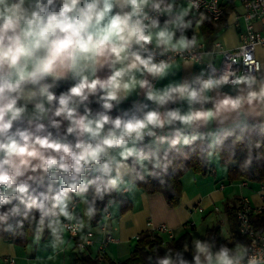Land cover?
Returning a JSON list of instances; mask_svg holds the SVG:
<instances>
[{
    "label": "clouds",
    "instance_id": "1",
    "mask_svg": "<svg viewBox=\"0 0 264 264\" xmlns=\"http://www.w3.org/2000/svg\"><path fill=\"white\" fill-rule=\"evenodd\" d=\"M200 7L201 0H0V231L27 222L34 245L47 231L49 246L62 250L66 232L91 228L98 200L134 193L146 176L164 183L175 161L188 158L185 147L211 163L230 138L250 141L248 117L264 111V80L231 64L216 75L209 62L211 74L202 68L157 87L175 75V57L190 67L212 56L193 54ZM249 63L256 62L245 56ZM81 239L83 249L90 241ZM148 264H264V248L194 238L190 247L157 249Z\"/></svg>",
    "mask_w": 264,
    "mask_h": 264
},
{
    "label": "crops",
    "instance_id": "2",
    "mask_svg": "<svg viewBox=\"0 0 264 264\" xmlns=\"http://www.w3.org/2000/svg\"><path fill=\"white\" fill-rule=\"evenodd\" d=\"M177 3L186 4L187 0H179ZM223 10V20L219 19L221 22L219 20L210 21L204 15V22L195 33L197 43H204L205 50L203 53L212 52L211 57L203 56V61L219 63L220 54L218 48L214 46L215 42H219L226 49H235L240 43V33L245 30L244 21L241 17L243 8L237 2H224ZM194 15L198 14L194 13ZM254 27L261 31L262 24L256 21ZM186 34L191 38L193 35L192 29H189ZM255 55L261 65L257 78L264 80V47L257 46ZM202 68L203 63L192 61L190 67H185L184 59L175 60L172 68L175 75H170L167 79L158 83L157 87H162L163 84L171 80L179 81L190 78L192 74H198ZM67 83H71V81ZM224 91H230V89L225 87ZM209 95H212V93H209ZM135 98L133 96L125 101L121 108L131 107V100ZM139 99L143 100V96H140ZM148 103L150 107H156L155 104ZM29 107L31 108V105ZM91 107L94 111H97L100 106L93 103ZM169 107L186 108V105L170 104ZM113 113L118 114V110H114ZM248 121L264 124V111L253 108ZM211 164L213 165L212 172L206 175L194 173L191 170H186L183 173L180 179L182 195L179 204L175 207L167 204L161 192H146L139 185H137L134 193L118 195V198L115 199L116 203L109 207L108 214L104 213L98 224L94 225L90 222V229L86 228L83 234L78 233L80 240H82V235L92 240V243L88 244L84 251H78L74 248V241L70 238L68 232L65 233L66 244L62 250L54 251L49 246L51 237L47 231L44 233L40 245L36 246L32 242V232L29 227L28 241L25 246H17L0 237V258L8 263L5 259L13 257L17 264H72L78 253L94 258L99 242L107 231L111 234L113 240L106 244L105 264L116 263L129 256L141 232L156 231V228L160 225L165 226L167 229L166 232L161 233L165 239H168L170 235L171 237H177L185 228H192L193 240L194 230L196 231L197 228L202 227L206 231L207 228L218 224L221 239L224 243H228L229 246L234 241H241L246 244V238L239 235L234 214L235 204L237 198L243 195L250 199L254 207H259L262 204L260 196L261 192L264 193V180L260 183L249 182L241 186V181L226 179V165L220 164L221 166L218 168L212 162ZM198 208H202V211H199ZM83 209L84 205L77 200L75 202L76 213L81 215ZM257 213H254V215ZM89 232H91V235H88ZM196 238L206 239L205 232ZM162 248L166 250L165 245ZM161 254L163 255L164 252H161Z\"/></svg>",
    "mask_w": 264,
    "mask_h": 264
},
{
    "label": "trees",
    "instance_id": "3",
    "mask_svg": "<svg viewBox=\"0 0 264 264\" xmlns=\"http://www.w3.org/2000/svg\"><path fill=\"white\" fill-rule=\"evenodd\" d=\"M179 1V0H177ZM165 18L162 17L161 21ZM210 21V18H208ZM223 20V15L220 18ZM219 20V21H220ZM220 21V22H221ZM221 24V23H220ZM70 83L61 82L59 88L56 89L57 94L60 91L67 89ZM113 116L117 115L112 113ZM250 125V141L246 139L243 143L237 142L232 144V138L225 142L222 148H219V162L227 167V179L230 181H245L246 183H260L264 180V124L248 121ZM256 142H260V147L256 146ZM199 143V142H197ZM184 151L188 153V158H180L175 161L178 169L175 171L170 168L168 174L163 177L164 183H161V178L146 176L143 181H138L137 184L146 192H161L169 206L175 207L179 204L182 195L181 177L186 170H191L194 173L206 175L212 172L213 165L203 161L195 151L185 147ZM251 158L250 163L246 161ZM110 198H118L116 193L111 197L105 196L103 201H97L99 213L91 220V223L98 224L105 212L104 206ZM236 206V204H235ZM7 207V206H6ZM3 209H0L2 211ZM236 210V207H235ZM235 214V213H234ZM236 219V218H235ZM251 222L258 232H264V210L257 214H253ZM15 226V220L11 221ZM192 228H185L177 237L165 239L158 231H143L141 232L127 258L122 261L111 264H148V257L153 255L158 249L160 255L161 246L165 245L166 249H178L183 246H189L192 243ZM29 226L25 222L23 229H17L15 232L0 231V237L17 246H25L28 241ZM239 235H241L239 233ZM242 236V235H241ZM206 239L215 238L218 243H224L221 239L220 226L217 224L205 231ZM244 237V236H243ZM187 259L191 260V254L185 253ZM72 264H96L95 258L78 253V256L73 260Z\"/></svg>",
    "mask_w": 264,
    "mask_h": 264
},
{
    "label": "built area",
    "instance_id": "4",
    "mask_svg": "<svg viewBox=\"0 0 264 264\" xmlns=\"http://www.w3.org/2000/svg\"><path fill=\"white\" fill-rule=\"evenodd\" d=\"M224 2H237L243 8L241 17L244 21L245 30L240 33V43L235 49H226L223 48L219 42H215L214 46L218 48L220 54L219 63L215 64L212 61H203L202 58L196 60V62L203 63V68L207 69V74H211V69L208 67V63L211 62L212 67L216 70V75L221 74L227 64H231L232 69L237 71L238 74L242 75L250 73L257 77L259 71L256 70V65H259V70L261 65L259 59L255 55V49L257 46L264 47V0H201L200 12L211 20L218 21L224 13ZM213 4H215L214 8L212 7ZM256 21H259L262 24L261 31L254 27ZM204 50V43H197V48L193 50V54L199 57ZM245 56H250L256 63L245 65ZM157 59H160V57H157ZM178 59H184V57L177 56L174 61ZM233 60H235V63H232ZM240 185L244 186L246 185V182L241 181ZM260 197L262 204L259 207H254L250 199L243 195L237 198L235 206V218L238 224L239 233L246 238V244L254 249L264 248V232L256 231L251 222V217L254 213L264 210V193L261 192ZM198 210L202 211V208H198ZM245 221L248 226L247 230H244ZM156 231L163 233L166 232L167 229L165 226L160 225L156 228ZM68 234L74 241V248L78 251H84L87 245L92 243V240L87 238L90 243L84 244V248L81 249L79 245L84 243V240L78 238V233L75 236L70 232H68ZM169 238H171V235ZM111 240H113L111 234L106 231L103 239L99 242L94 256L96 264H105V247ZM5 260L9 264H17L13 257H8Z\"/></svg>",
    "mask_w": 264,
    "mask_h": 264
},
{
    "label": "rangeland",
    "instance_id": "5",
    "mask_svg": "<svg viewBox=\"0 0 264 264\" xmlns=\"http://www.w3.org/2000/svg\"><path fill=\"white\" fill-rule=\"evenodd\" d=\"M212 163L214 164V165H216V167H220L221 165V163L219 162V159H218V157L216 158V159H214L213 161H212ZM226 179H227V177H226ZM194 238H196L197 236H199L200 234H204V232H205V230L204 229H202V227H199V228H197L196 229V231L194 230ZM163 247V246H162ZM161 247V252H164L165 251V249L164 248H162ZM0 264H8V263H6V262H4L3 261V259L2 258H0Z\"/></svg>",
    "mask_w": 264,
    "mask_h": 264
}]
</instances>
